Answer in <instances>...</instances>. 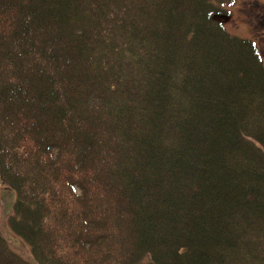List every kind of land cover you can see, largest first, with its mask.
Here are the masks:
<instances>
[{
	"label": "trees",
	"instance_id": "trees-1",
	"mask_svg": "<svg viewBox=\"0 0 264 264\" xmlns=\"http://www.w3.org/2000/svg\"><path fill=\"white\" fill-rule=\"evenodd\" d=\"M226 1L0 0V182L30 254L0 235V264H264V64Z\"/></svg>",
	"mask_w": 264,
	"mask_h": 264
},
{
	"label": "rangeland",
	"instance_id": "rangeland-1",
	"mask_svg": "<svg viewBox=\"0 0 264 264\" xmlns=\"http://www.w3.org/2000/svg\"><path fill=\"white\" fill-rule=\"evenodd\" d=\"M224 3V16L216 15L215 18L222 21L229 34L253 41L264 64V0H227ZM15 197V191L0 182V235L7 246L5 253L8 256L12 254L9 257L14 258L15 253L28 260V246L8 225Z\"/></svg>",
	"mask_w": 264,
	"mask_h": 264
}]
</instances>
